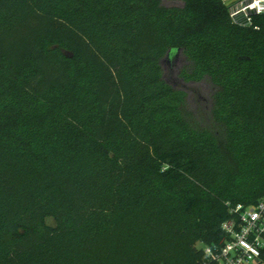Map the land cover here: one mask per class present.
Returning <instances> with one entry per match:
<instances>
[{"label": "trees", "instance_id": "16d2710c", "mask_svg": "<svg viewBox=\"0 0 264 264\" xmlns=\"http://www.w3.org/2000/svg\"><path fill=\"white\" fill-rule=\"evenodd\" d=\"M182 1L0 0V264H203L264 197V13Z\"/></svg>", "mask_w": 264, "mask_h": 264}, {"label": "built area", "instance_id": "2783aa9c", "mask_svg": "<svg viewBox=\"0 0 264 264\" xmlns=\"http://www.w3.org/2000/svg\"><path fill=\"white\" fill-rule=\"evenodd\" d=\"M237 23L250 24L253 14L264 13V0H242L229 6ZM221 224L223 239L202 245L203 264H264V197L256 205L229 204Z\"/></svg>", "mask_w": 264, "mask_h": 264}, {"label": "rangeland", "instance_id": "374dc122", "mask_svg": "<svg viewBox=\"0 0 264 264\" xmlns=\"http://www.w3.org/2000/svg\"><path fill=\"white\" fill-rule=\"evenodd\" d=\"M20 1V0H17ZM22 2L25 0H21ZM32 2L36 7H44L51 0H27ZM54 1V0H53ZM242 0H224L227 6H231ZM162 4L168 8L182 7V0H162ZM188 66V61L184 55L179 52L172 61L164 60L163 71L165 79L177 89H184L187 91V110L192 113L195 120L204 125L206 115L210 114L211 97L215 86L209 80H203L199 83L187 82L182 76V70ZM197 93L200 98L197 99ZM206 121V120H205ZM46 223L54 227L56 225L53 218H47ZM103 236V235H102ZM101 236V237H102ZM202 246V244H197Z\"/></svg>", "mask_w": 264, "mask_h": 264}, {"label": "water", "instance_id": "95a60500", "mask_svg": "<svg viewBox=\"0 0 264 264\" xmlns=\"http://www.w3.org/2000/svg\"><path fill=\"white\" fill-rule=\"evenodd\" d=\"M167 57H169V54L167 55Z\"/></svg>", "mask_w": 264, "mask_h": 264}]
</instances>
